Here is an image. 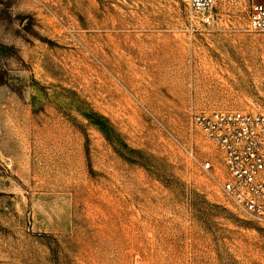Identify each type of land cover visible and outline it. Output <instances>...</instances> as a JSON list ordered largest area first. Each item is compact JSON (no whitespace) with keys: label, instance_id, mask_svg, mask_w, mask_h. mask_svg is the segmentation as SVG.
I'll return each mask as SVG.
<instances>
[{"label":"rangeland","instance_id":"rangeland-1","mask_svg":"<svg viewBox=\"0 0 264 264\" xmlns=\"http://www.w3.org/2000/svg\"><path fill=\"white\" fill-rule=\"evenodd\" d=\"M248 10L0 0V264H264V222L192 122L264 116Z\"/></svg>","mask_w":264,"mask_h":264},{"label":"built area","instance_id":"built-area-1","mask_svg":"<svg viewBox=\"0 0 264 264\" xmlns=\"http://www.w3.org/2000/svg\"><path fill=\"white\" fill-rule=\"evenodd\" d=\"M224 1L242 0H188V6L201 24L209 26ZM245 1L250 30L264 33V0ZM192 122L223 153L225 194L239 211L264 222V116L215 110L194 114ZM211 167L206 164L207 169Z\"/></svg>","mask_w":264,"mask_h":264}]
</instances>
